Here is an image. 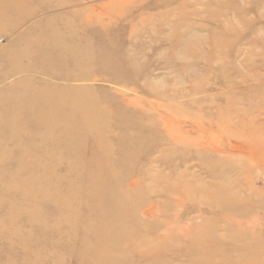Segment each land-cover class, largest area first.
Returning <instances> with one entry per match:
<instances>
[{
	"label": "rangeland",
	"instance_id": "obj_1",
	"mask_svg": "<svg viewBox=\"0 0 264 264\" xmlns=\"http://www.w3.org/2000/svg\"><path fill=\"white\" fill-rule=\"evenodd\" d=\"M0 264H264V0H0Z\"/></svg>",
	"mask_w": 264,
	"mask_h": 264
}]
</instances>
